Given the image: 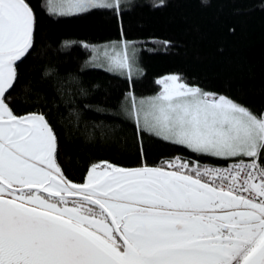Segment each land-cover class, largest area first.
<instances>
[{
    "label": "snow or ice",
    "instance_id": "6c2138e0",
    "mask_svg": "<svg viewBox=\"0 0 264 264\" xmlns=\"http://www.w3.org/2000/svg\"><path fill=\"white\" fill-rule=\"evenodd\" d=\"M120 7L121 0H49L61 16L93 8L119 16ZM36 23L28 0H0V264H264V112L169 76L156 96L129 95L138 130L235 162L105 161L74 183L45 115L18 116L10 106ZM128 48L104 56L110 71L131 78Z\"/></svg>",
    "mask_w": 264,
    "mask_h": 264
},
{
    "label": "trees",
    "instance_id": "16d2710c",
    "mask_svg": "<svg viewBox=\"0 0 264 264\" xmlns=\"http://www.w3.org/2000/svg\"><path fill=\"white\" fill-rule=\"evenodd\" d=\"M28 2L37 17L34 49L18 65L11 107L45 115L58 133L61 167L74 183H84L90 168L105 161L136 168L177 156L216 166L234 160L138 130L128 97L159 93L164 76L176 74L264 112V0H131L119 16L101 8L61 16L49 11L47 0ZM124 40L137 49L140 72L133 78L90 65L93 45Z\"/></svg>",
    "mask_w": 264,
    "mask_h": 264
},
{
    "label": "rangeland",
    "instance_id": "374dc122",
    "mask_svg": "<svg viewBox=\"0 0 264 264\" xmlns=\"http://www.w3.org/2000/svg\"><path fill=\"white\" fill-rule=\"evenodd\" d=\"M131 0H121V4H124V3H128L130 2ZM47 7L50 11V8H49V0H47ZM127 42V44L129 45V48H128V51L129 53H133L134 52V57L132 59V64H133V69H132V75H131V78H133L138 72H140V67L138 65V60H137V49L135 47V43L134 42H131V41H116V42H107V43H102V44H98V45H93L92 46V56L90 58V65L92 66H95V67H102V68H105L107 70H109V62L107 60V58L104 56V52L105 51H108L110 54L112 53L113 49H115L116 51H121L122 48H123V44ZM110 71V70H109ZM112 72H115V73H118V74H121V75H125L128 77V75L126 73H122V72H119V71H115V70H112ZM178 76L176 74H170V75H167V76H164L162 79H165L169 76ZM190 86V85H189ZM163 91V88L160 92ZM159 92V93H160ZM159 93L155 94V95H152V96H146V97H141V98H136L137 100H140V99H148V98H151L153 96H156L158 95ZM131 96H134L133 94H131ZM131 110V105L129 107V110H128V113L130 112Z\"/></svg>",
    "mask_w": 264,
    "mask_h": 264
},
{
    "label": "built area",
    "instance_id": "2783aa9c",
    "mask_svg": "<svg viewBox=\"0 0 264 264\" xmlns=\"http://www.w3.org/2000/svg\"><path fill=\"white\" fill-rule=\"evenodd\" d=\"M177 158H178V157H177ZM174 159H175V158H174ZM181 159H182V158H181ZM171 160H172V159H171ZM183 160H184V159H183ZM186 161H189V160H186ZM245 161L248 162V160H245ZM234 162H235V161H234ZM232 163H233V162H232ZM200 165H201V166H206V167H220V168H223V167H228L230 164H229L228 166H223V167H222V166L211 165V164H208V163H201Z\"/></svg>",
    "mask_w": 264,
    "mask_h": 264
},
{
    "label": "flooded vegetation",
    "instance_id": "af4514ba",
    "mask_svg": "<svg viewBox=\"0 0 264 264\" xmlns=\"http://www.w3.org/2000/svg\"><path fill=\"white\" fill-rule=\"evenodd\" d=\"M21 62V61H20ZM20 62H18V65H19V63ZM11 106V105H10ZM15 113V112H14ZM16 114V113H15ZM16 115H18V116H22L21 114H16ZM23 115H26V114H23ZM85 182H86V180H85Z\"/></svg>",
    "mask_w": 264,
    "mask_h": 264
},
{
    "label": "bare ground",
    "instance_id": "6f19581e",
    "mask_svg": "<svg viewBox=\"0 0 264 264\" xmlns=\"http://www.w3.org/2000/svg\"><path fill=\"white\" fill-rule=\"evenodd\" d=\"M179 157V156H178ZM184 158V157H183Z\"/></svg>",
    "mask_w": 264,
    "mask_h": 264
}]
</instances>
